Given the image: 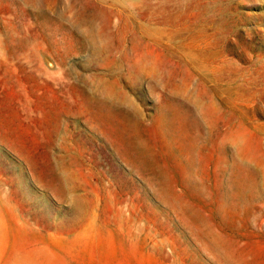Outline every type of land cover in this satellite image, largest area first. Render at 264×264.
Returning <instances> with one entry per match:
<instances>
[{
    "label": "rangeland",
    "instance_id": "obj_1",
    "mask_svg": "<svg viewBox=\"0 0 264 264\" xmlns=\"http://www.w3.org/2000/svg\"><path fill=\"white\" fill-rule=\"evenodd\" d=\"M107 256L264 264V0H0V264Z\"/></svg>",
    "mask_w": 264,
    "mask_h": 264
},
{
    "label": "crops",
    "instance_id": "obj_2",
    "mask_svg": "<svg viewBox=\"0 0 264 264\" xmlns=\"http://www.w3.org/2000/svg\"><path fill=\"white\" fill-rule=\"evenodd\" d=\"M96 260H103L105 263H95V264H130V257H121V256H107V257H101L96 258Z\"/></svg>",
    "mask_w": 264,
    "mask_h": 264
},
{
    "label": "bare ground",
    "instance_id": "obj_3",
    "mask_svg": "<svg viewBox=\"0 0 264 264\" xmlns=\"http://www.w3.org/2000/svg\"><path fill=\"white\" fill-rule=\"evenodd\" d=\"M231 255H233V254H231Z\"/></svg>",
    "mask_w": 264,
    "mask_h": 264
}]
</instances>
